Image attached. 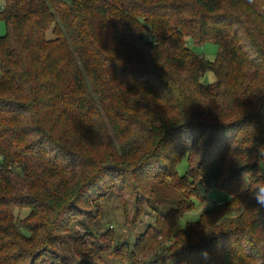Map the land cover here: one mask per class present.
<instances>
[{
    "label": "trees",
    "instance_id": "trees-1",
    "mask_svg": "<svg viewBox=\"0 0 264 264\" xmlns=\"http://www.w3.org/2000/svg\"><path fill=\"white\" fill-rule=\"evenodd\" d=\"M0 21V264H68L51 249L110 191L153 222L72 256L264 264V0H5ZM213 187L229 200L183 227Z\"/></svg>",
    "mask_w": 264,
    "mask_h": 264
},
{
    "label": "rangeland",
    "instance_id": "rangeland-1",
    "mask_svg": "<svg viewBox=\"0 0 264 264\" xmlns=\"http://www.w3.org/2000/svg\"><path fill=\"white\" fill-rule=\"evenodd\" d=\"M4 1L0 0V9L3 7ZM5 34L6 26L4 22L0 21V36H4ZM187 46L191 51L204 56L210 62L215 61L219 54V47L214 43L197 45L193 41L187 40ZM201 82L205 85L213 84L215 82V76L213 73L208 72L204 75ZM83 163L84 161L82 160L81 165ZM187 167V159H181L176 166L178 175L184 176L187 172ZM228 200L229 196L227 193L213 187L209 190L206 200H195L194 209L190 212H184L185 214L180 217L179 222L185 227L188 223L197 221L204 210L211 209ZM156 206L158 207V205ZM123 211V197L113 191H110L105 198L99 199L96 197L86 207L78 205L73 211V220L68 231L61 234L62 241L56 245L55 249H51V252L56 257L62 258L63 261L66 260L68 264H121L115 261L114 258H109L105 249H103L99 256H95L99 252L86 256H72L67 249L70 247L69 244H73L74 240L76 242L85 239L87 241V244H85L87 249H91L94 245L93 247L98 251L100 245H102L101 248H105L108 245L111 237L115 240L114 245L128 244L129 247H132L131 245L134 240L146 229V226L153 222L155 214L153 211L147 210L141 222L139 224L137 223L135 227H131L126 225ZM29 213L27 209L15 210L14 215L16 218L25 219Z\"/></svg>",
    "mask_w": 264,
    "mask_h": 264
},
{
    "label": "clouds",
    "instance_id": "clouds-1",
    "mask_svg": "<svg viewBox=\"0 0 264 264\" xmlns=\"http://www.w3.org/2000/svg\"><path fill=\"white\" fill-rule=\"evenodd\" d=\"M257 188H259V192H253V198L256 200L257 204H259L261 207H264V184L258 185Z\"/></svg>",
    "mask_w": 264,
    "mask_h": 264
}]
</instances>
